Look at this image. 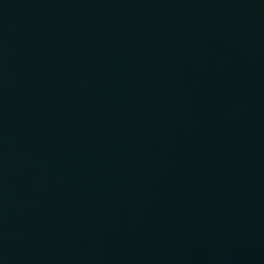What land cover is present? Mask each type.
<instances>
[{
  "label": "water",
  "instance_id": "obj_1",
  "mask_svg": "<svg viewBox=\"0 0 264 264\" xmlns=\"http://www.w3.org/2000/svg\"><path fill=\"white\" fill-rule=\"evenodd\" d=\"M0 264H264V0H0Z\"/></svg>",
  "mask_w": 264,
  "mask_h": 264
}]
</instances>
